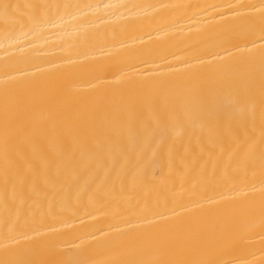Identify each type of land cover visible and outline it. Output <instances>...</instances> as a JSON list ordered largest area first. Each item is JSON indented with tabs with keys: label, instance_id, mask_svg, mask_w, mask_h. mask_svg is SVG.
Instances as JSON below:
<instances>
[{
	"label": "bare ground",
	"instance_id": "1",
	"mask_svg": "<svg viewBox=\"0 0 264 264\" xmlns=\"http://www.w3.org/2000/svg\"><path fill=\"white\" fill-rule=\"evenodd\" d=\"M0 264H264V0H0Z\"/></svg>",
	"mask_w": 264,
	"mask_h": 264
}]
</instances>
